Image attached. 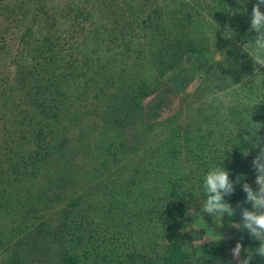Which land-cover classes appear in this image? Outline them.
I'll list each match as a JSON object with an SVG mask.
<instances>
[{"label":"rangeland","instance_id":"obj_1","mask_svg":"<svg viewBox=\"0 0 264 264\" xmlns=\"http://www.w3.org/2000/svg\"><path fill=\"white\" fill-rule=\"evenodd\" d=\"M256 3L0 0V264H63L68 253L79 264H146L134 250L159 264L165 234L157 214L185 217L169 204L173 183L195 184L204 163L217 165L221 133L264 125V87H249L254 61L243 50L256 36ZM173 30L208 49L155 80L165 65L156 51ZM145 84L149 95L138 109L135 100L125 105L126 118L102 113ZM226 89L224 112L206 97ZM44 97L53 107L41 106ZM195 210L186 212L197 216L187 228L200 236L195 245L240 241L230 222L237 212L199 221ZM234 246L222 248L227 259Z\"/></svg>","mask_w":264,"mask_h":264},{"label":"trees","instance_id":"obj_2","mask_svg":"<svg viewBox=\"0 0 264 264\" xmlns=\"http://www.w3.org/2000/svg\"><path fill=\"white\" fill-rule=\"evenodd\" d=\"M228 4L230 5V2H228ZM231 8L233 9L234 5H231ZM37 12H39V10ZM170 32L169 34L171 35ZM178 34L179 33L177 32V30H173V39L168 38L169 35L165 36L164 43L156 51V54H159L165 61V65L157 69L158 73L157 76H155V80H157L159 76L164 79L168 75V73H170L175 67H177V65H180L182 61L185 60L187 55L206 53L205 50H207L208 48L205 43H199L201 46H203L199 47V44L195 43L193 40H190L189 38L183 36L180 37L178 36ZM26 36L27 34L24 37ZM236 61L237 60H235V62ZM232 62H234V60H232ZM211 68H214L213 65H211ZM162 87L163 85L157 86L155 89H153V92L160 90ZM139 88L140 90L138 92L134 89V95L133 93H131V90L125 93L127 98H123L122 102L124 104L121 105L119 110L112 109L117 107L112 106V110L110 109V107L107 111L104 108L101 110L102 113H105L107 117L110 116L112 121L116 120L119 122L121 119L126 118L127 110H124V106L128 105L130 101L135 100L136 102L134 101V107L138 109L140 96L143 94H145L146 96L149 95V92H147L148 88H150L148 84H145L144 86L141 85L139 86ZM112 96H115V93ZM41 106L43 108L53 107L52 105H50V103H48L47 97L43 98ZM96 107L98 106L95 105V108ZM108 112L111 113L108 115ZM237 132L238 133L235 135H233L229 130L225 131V133H221V135L225 136L227 142H225L223 153L219 157L218 163L216 165L217 167L225 168L226 170H228L230 179L234 182V193L230 196L225 197L226 202L230 203L237 212V216L230 219L231 223L241 222L240 213L242 207L251 209V205L245 203L246 193H244L242 190V184H250L255 180L253 179V177L256 178L257 173L252 167V162L254 158L259 154L261 147H264L263 132L255 133V135H253L249 128L241 129V131ZM257 137L260 138L259 141H257ZM257 143L260 144V147L255 146V144ZM245 152H248L247 156L244 155ZM210 164V161L204 163L203 172H198L202 175V177L198 178L195 181V184L191 183L190 185H186L185 187H183V185L180 186L177 183H173L174 187L170 192L172 200L169 201V204H174L173 209L181 210V215L185 214V217L176 218V215L173 211H170L169 214L165 209H161L160 213L157 214L159 215L160 220L159 225L160 227L162 226L165 234L164 236H162L165 240L162 249L160 248L162 258L159 264H206L208 262L213 263L220 261L222 262V264H236L233 259H227L222 251V248L226 247L228 243L233 245L238 242L234 237H230V235H228L229 238L227 239V241H221V249H218L209 245L203 246L201 243L195 245L194 242H197V240L193 241L194 238L196 237L197 239H200V236L197 235L193 237L191 234L192 231H188L187 229L188 219H197V216H193L195 214L187 218L188 215H186V212H188V209L191 207H195V209L197 208V210H195V212L197 211V215L201 213L202 217L200 216L199 221H201V219L203 221H210V219L204 216L200 211V208L202 207V204L206 199V193L203 185L206 174L212 168ZM196 173L197 169L191 170L190 174L188 175L189 180H194ZM237 177L240 178V183H235ZM180 188L183 189V191H180ZM253 189H256V184L253 186ZM225 224L226 226L230 225L228 220L225 222ZM234 229H236L235 233L238 235L237 238L240 240L239 242L243 245L241 258H245L250 252V250H248V246L254 247L253 251H251L253 253V256L250 264H264V257H260L259 255L255 254V249L259 247L260 241L253 239L249 235L247 230H240L237 228ZM204 232L205 228L203 227L201 233L203 234ZM132 255L134 257L142 256L146 258L143 262L146 264H155L156 262L155 258L151 259V257H149L148 251L143 253L134 250L132 251ZM61 261L63 262V264H79L78 258L75 256H71L69 253L66 254ZM104 261H97L92 264H104Z\"/></svg>","mask_w":264,"mask_h":264},{"label":"clouds","instance_id":"obj_3","mask_svg":"<svg viewBox=\"0 0 264 264\" xmlns=\"http://www.w3.org/2000/svg\"><path fill=\"white\" fill-rule=\"evenodd\" d=\"M185 2L191 4L192 0H185ZM262 5H264V0H257L251 13L250 31H255L256 33L254 42H251V50H247L246 45L243 49L254 61L255 75L251 77V79H254V86L250 85L249 87L256 88L264 87V73L260 71L259 67H256L257 65L264 67V11H261ZM225 36L229 38L232 37L228 31L225 32ZM244 79L248 80L250 77L245 76ZM227 91H230V89L217 91L206 97V100L209 103L215 102L217 107L222 105V110L226 112L231 106V97L224 94ZM254 105H252V107ZM261 127H264V125L254 123L249 126V130L255 135L256 130ZM259 139L260 138L257 137V141H259ZM255 146L260 147V144L257 143ZM244 155L247 156L248 152H245ZM252 167L257 173L255 178L256 189L254 190L248 183L242 184V190L246 193L245 203L250 204L251 209L242 207L240 213L241 222L233 223L232 227L240 230H247L253 239L260 241L259 247L255 249V254L264 257V147H261L259 154L254 158ZM235 183H240L239 177H237ZM203 186L206 193V199L200 209L203 214H210L214 219L218 217L221 221L224 214H227L229 217L236 214V210L233 206L225 200L226 196H230L235 191L234 182L230 179L228 170L216 166L212 167L204 178ZM219 225L222 226V223ZM206 240L220 241L216 238ZM242 250V243L237 242L234 248L231 249L233 260L236 264H250L253 253L250 251L245 258H241Z\"/></svg>","mask_w":264,"mask_h":264}]
</instances>
